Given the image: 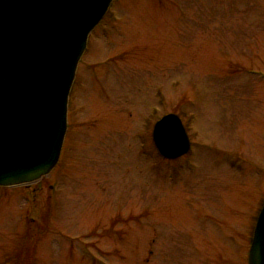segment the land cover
I'll use <instances>...</instances> for the list:
<instances>
[{"label":"rangeland","instance_id":"obj_1","mask_svg":"<svg viewBox=\"0 0 264 264\" xmlns=\"http://www.w3.org/2000/svg\"><path fill=\"white\" fill-rule=\"evenodd\" d=\"M176 113L191 147L161 157ZM264 203V0H113L56 166L0 186V264H247Z\"/></svg>","mask_w":264,"mask_h":264},{"label":"water","instance_id":"obj_2","mask_svg":"<svg viewBox=\"0 0 264 264\" xmlns=\"http://www.w3.org/2000/svg\"><path fill=\"white\" fill-rule=\"evenodd\" d=\"M111 1L0 0V186L34 182L56 165L78 61ZM152 138L168 159L190 149L174 113L155 123ZM248 264H264V204Z\"/></svg>","mask_w":264,"mask_h":264}]
</instances>
